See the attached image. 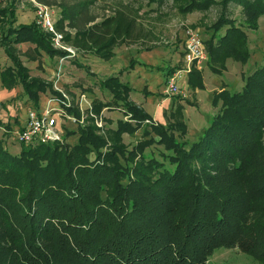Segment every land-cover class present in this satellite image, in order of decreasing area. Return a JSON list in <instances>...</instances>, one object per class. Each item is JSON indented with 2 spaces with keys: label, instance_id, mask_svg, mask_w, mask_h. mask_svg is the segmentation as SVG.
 Returning a JSON list of instances; mask_svg holds the SVG:
<instances>
[{
  "label": "trees",
  "instance_id": "trees-1",
  "mask_svg": "<svg viewBox=\"0 0 264 264\" xmlns=\"http://www.w3.org/2000/svg\"><path fill=\"white\" fill-rule=\"evenodd\" d=\"M233 2L256 29L264 0H186V7L220 4L226 10ZM15 5H0V45L12 60L0 62V81L10 90L21 85L39 106L41 93L59 91L30 76L15 47L33 43L39 56L65 52L52 47L50 34L35 21L16 25ZM62 19L73 23L75 15L63 8ZM113 19L77 34L106 59L115 54L117 36L129 35L133 26L125 14ZM99 27L100 34L94 30ZM211 29L205 44L213 72L222 73L229 58L249 60L248 35L236 19L223 12ZM138 63L132 58L126 68ZM189 83L204 87L199 71L192 70ZM100 84L112 100H94L95 113L116 106L130 114L129 122H118L113 141L94 120L65 128L63 141L21 143L18 154L0 137V264H206L222 247H239L264 261V63L240 91L223 83L213 98L221 101L220 110L192 142L184 138L188 127L179 119L180 105L173 122L154 121L150 128L143 124L152 116L130 98L129 82L112 75ZM69 111L80 120L79 109ZM138 129L142 136L129 147L122 135ZM152 144L166 150L163 161L146 155Z\"/></svg>",
  "mask_w": 264,
  "mask_h": 264
},
{
  "label": "rangeland",
  "instance_id": "rangeland-1",
  "mask_svg": "<svg viewBox=\"0 0 264 264\" xmlns=\"http://www.w3.org/2000/svg\"><path fill=\"white\" fill-rule=\"evenodd\" d=\"M9 2L12 4L13 0H0V5L6 6ZM15 3L16 25L35 21L38 7L41 5L49 6L53 11L56 27L66 34L65 43L77 49L78 54L76 57L69 58L61 66L60 75L62 74V76L59 82L61 88L69 95L73 109H79L77 100L82 92L86 93L89 100L94 98L86 92L88 87L92 88L90 90L97 89L95 92L97 97L94 100L103 98L106 102L111 101V93L109 90L102 88L100 82L109 76L120 75L123 82H129L130 86L134 88L131 94L138 88L140 90L139 95L150 98L149 101L145 98V102L143 101L145 108H143L151 114L152 123L155 121L164 125L170 124L175 120L174 110L177 105H180L181 109L179 110L183 115L178 118L182 119L188 127V133L184 138L189 142L198 140L211 119L220 110L221 101L214 103L212 99L213 81L210 75V77H207L208 88L205 84L204 87L191 86L199 90L193 99L191 95H189L190 97L188 95L183 97L181 94H175L172 95V97H175L173 98L175 103L172 101L171 103L169 101L162 102V95L167 96L162 93L168 77L166 72L168 69L176 70L184 65L186 29L188 27L200 29L205 42L211 35V25L223 12H227L230 18L238 21L248 35L251 51L249 60L243 63L229 58L222 73H216L207 64V57L206 61L194 67L195 70L200 72L203 83V72L208 70V74L212 73L215 77L224 81L223 83L230 91H240L245 84L246 77L264 63V14L258 19V27L252 29L243 20L242 6L234 2L230 3L226 10L220 4H214L208 9L187 8L186 0H15ZM63 8H67L75 15L73 23H70L69 19H62ZM119 14H125L126 18L132 19L133 26L129 35L117 36L119 40L114 46L115 57L103 58L96 53L94 48L82 45L83 42L79 41L80 35H77L79 30L81 32L87 30L92 24L104 20L114 24L116 20L113 17ZM125 23L127 22L125 21ZM122 26L125 27V25ZM94 30L100 34L103 27ZM67 36L69 37L67 38ZM34 47L35 44L33 43H20L16 45L14 53L29 68L30 76L52 82L54 90L56 77L60 78L58 68L60 65L59 57L62 54L51 57L49 54L43 53L39 56ZM140 57L146 63H142L138 59ZM132 58H137L140 64L138 63L133 68H126L130 66ZM0 62L3 66L12 64L11 58L7 56L2 45H0ZM140 67L146 69H140ZM190 74L185 78L187 83ZM78 82L80 84H76ZM13 89H16V91L10 93V96L15 95L7 100L8 93L6 91L10 89L3 87L0 81V118L2 120L0 137L6 140L10 152L18 154L21 144L15 137V131L25 124L28 109L32 106L44 109L47 107L49 98L56 96L60 100L62 96L60 93L54 94L50 91H47L46 94L41 93L39 106H36L23 91L21 85ZM148 93L150 94L148 95ZM131 94L130 98L135 102L139 95L134 94V97H132ZM50 106L55 107L58 105L51 103ZM65 107L68 109V113L71 114L70 107ZM118 110L120 112H106L104 128H98V132L106 136L109 142L114 140L113 131L116 130L118 122L121 120L130 121L126 112ZM84 113L87 114V112ZM63 119H59V122L64 128H67L66 130L77 128V122L69 120L67 116ZM92 120L90 117H85L84 124L94 123ZM6 124H10L8 130ZM131 124L135 126L136 123L131 122ZM143 125L151 128V123L147 121ZM142 130L138 129L133 133L125 132L122 135L123 142L132 147L138 138H141ZM68 140L74 143L76 137L72 136ZM163 152L167 153L164 147L158 144L150 145L145 151L148 157L153 155L161 161L164 160L161 154ZM206 264H264V261L255 258L239 247H222L210 256Z\"/></svg>",
  "mask_w": 264,
  "mask_h": 264
},
{
  "label": "built area",
  "instance_id": "built-area-1",
  "mask_svg": "<svg viewBox=\"0 0 264 264\" xmlns=\"http://www.w3.org/2000/svg\"><path fill=\"white\" fill-rule=\"evenodd\" d=\"M36 24L51 36V43L56 50L65 52L59 57L60 65L58 68L60 75V68L64 61L69 58H75L78 54L77 49L65 43L66 34L58 30L55 24V18L52 9L47 5H41L36 11ZM208 52L202 36L201 30L194 27H188L185 31V52L184 65L177 68L173 73L168 75L164 91L167 95L181 94L186 97L188 94L187 88L184 87L185 78L192 72L195 66L200 65L206 61ZM57 76V75H56ZM60 78L56 77L55 87L62 96V99H57L56 96L49 98L47 107L38 109L37 107H30L28 109V117L23 126L15 131V137L19 143L34 144L44 141H63L65 136V128L59 122V119L67 116L69 120L84 124L85 117H90L94 120L99 129H103L105 125V112L102 111L97 114L93 109V102L89 100L85 92H82L78 97L77 105L80 110V120L75 114H69L68 109L71 107V99L69 95L59 85ZM54 87V88H55ZM55 103L58 106L51 107L50 104ZM123 112L125 109L120 108ZM55 111V113H53ZM84 112H87L85 114ZM130 117V114L127 115ZM64 120V119H63ZM147 122L152 123V119H146Z\"/></svg>",
  "mask_w": 264,
  "mask_h": 264
},
{
  "label": "crops",
  "instance_id": "crops-1",
  "mask_svg": "<svg viewBox=\"0 0 264 264\" xmlns=\"http://www.w3.org/2000/svg\"><path fill=\"white\" fill-rule=\"evenodd\" d=\"M116 56V55H115ZM114 56V57H115ZM142 63H146V61L144 60V59H142V57H140V58H138ZM228 62V61H227ZM140 69H146V68H144V67H140ZM144 71V70H143ZM137 72V71H136ZM204 73V75H203V77H204V84L207 86L208 84H207V77H210V75H211V80L213 81V87H212V89H211V92L213 93V98H214V93L216 92V91H219V90H221L222 89V85H223V82L224 81H222V80H220L218 77H215L212 73H210V74H208L209 73V71L208 70H206V72H203ZM207 73V74H206ZM219 77H221V76H219ZM122 78V77H121ZM222 79V78H221ZM76 84H80L79 82L78 83H76ZM85 87H88V86H85ZM162 87H163V85H162ZM161 87V88H162ZM184 87H186L187 88V91H188V96L189 95H191V98L193 99L194 98V96H196V93H198L199 92V90H198V88L197 89H195V88H193V87H191V85H190V83L188 82L187 84H184ZM136 88V87H135ZM160 88V87H159ZM206 88H208V86L206 87ZM90 89H92L91 87H88V90L86 91L87 93H88V95L89 96H93L94 98H96L97 96H96V94H95V92H96V88H94L93 90H90ZM151 89V88H150ZM162 90V89H161ZM13 91H16V89H11V90H7L6 91V93H8L7 94V96H6V99L7 100H10V97L12 98L15 94H12L11 96H10V93H13ZM139 93H140V90L138 89V88H136V90L131 94V96L132 97H134L133 95L134 94H138L139 95ZM162 93L164 94L165 93V91H164V89L162 90ZM166 94V93H165ZM164 94V95H165ZM167 95V94H166ZM149 97V96H148ZM190 97V96H189ZM94 98L93 99H91V101L93 102V100H94ZM143 98V99H142ZM146 99H147V101H149L150 100V98H147V97H145ZM145 98H144V95L143 96H141V95H139L138 96V99L137 100H135V102L137 103V104H140V105H142V107H144V104H143V101L145 102ZM173 98H175V97H172V95H167V96H163L162 95V102L163 101H169L170 103H171V101L173 102V103H175L174 102V100H173ZM212 98V99H213ZM99 100H101V101H103V102H106L103 98H101V99H99ZM161 102V103H162ZM161 105V104H160ZM8 107H10V105H8ZM145 108V107H144ZM109 109H112V110H109ZM103 110H104V112L106 113V112H120L118 109H117V107L116 106H109V107H104L103 108ZM108 110V111H107ZM5 121V120H4Z\"/></svg>",
  "mask_w": 264,
  "mask_h": 264
}]
</instances>
